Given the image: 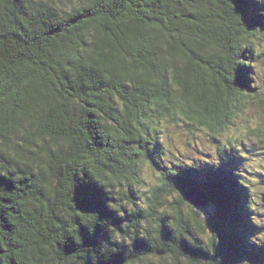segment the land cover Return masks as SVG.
<instances>
[{"label": "trees", "instance_id": "trees-1", "mask_svg": "<svg viewBox=\"0 0 264 264\" xmlns=\"http://www.w3.org/2000/svg\"><path fill=\"white\" fill-rule=\"evenodd\" d=\"M263 67L264 0H0V264H264L244 139L208 165L162 143L264 110Z\"/></svg>", "mask_w": 264, "mask_h": 264}, {"label": "rangeland", "instance_id": "rangeland-1", "mask_svg": "<svg viewBox=\"0 0 264 264\" xmlns=\"http://www.w3.org/2000/svg\"><path fill=\"white\" fill-rule=\"evenodd\" d=\"M264 72V67L261 69ZM263 74V73H262ZM262 76V75H261ZM263 78V77H262ZM258 77L260 89L264 90V80ZM249 108L235 120L234 126L222 135L207 136L205 130L198 133H188L186 128L169 127L163 135L164 165L171 162L187 166L192 162L196 164H217L222 161L226 153L223 150L228 139H244V146L237 150L240 164L245 169L239 176L247 182L251 191L253 204L264 209V110L255 103H250ZM243 155V156H242ZM230 156V155H229ZM197 161H199L197 163ZM171 168V166H170ZM146 188L158 184V173L145 168L143 172ZM188 204L187 201H185ZM214 204L207 203L200 207H193L200 215L203 222L209 220L214 213ZM190 206V205H189ZM264 210H260L263 212ZM208 237V233L205 236Z\"/></svg>", "mask_w": 264, "mask_h": 264}, {"label": "water", "instance_id": "water-1", "mask_svg": "<svg viewBox=\"0 0 264 264\" xmlns=\"http://www.w3.org/2000/svg\"><path fill=\"white\" fill-rule=\"evenodd\" d=\"M185 201L188 202L190 206L200 207L203 205H207V196L200 192L198 189H191L190 191L184 194Z\"/></svg>", "mask_w": 264, "mask_h": 264}]
</instances>
